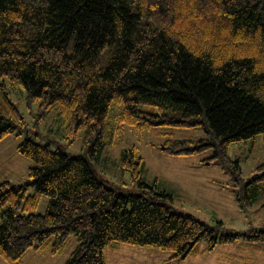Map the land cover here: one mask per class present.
Masks as SVG:
<instances>
[{"label": "trees", "instance_id": "obj_1", "mask_svg": "<svg viewBox=\"0 0 264 264\" xmlns=\"http://www.w3.org/2000/svg\"><path fill=\"white\" fill-rule=\"evenodd\" d=\"M9 85L39 103L40 117L55 111L66 137L84 130L89 158L29 137L18 145L34 164L23 183L0 180L6 262L22 264L31 249L57 254L72 236L64 264H106L112 243L155 247L172 259L202 242L212 250L241 238L264 250V229L221 232V221L175 209L171 193L145 181L136 147L123 152L122 167L137 192L109 185L91 161L125 124L201 129L207 138L168 139L162 148H212L207 163L264 133V0H0V141L23 122ZM234 162L238 200L251 205L264 190V163L244 181ZM44 195L46 212L34 213Z\"/></svg>", "mask_w": 264, "mask_h": 264}, {"label": "rangeland", "instance_id": "obj_2", "mask_svg": "<svg viewBox=\"0 0 264 264\" xmlns=\"http://www.w3.org/2000/svg\"><path fill=\"white\" fill-rule=\"evenodd\" d=\"M8 90L23 116V122L19 133L0 141V180L15 184L28 178V170L34 162L18 151V145L26 137L43 144L52 143L53 148L62 147L70 155L82 154L89 158L84 130L75 137H66L63 120L55 111L42 118L38 102L29 103L20 88L9 85ZM119 111L114 109L112 114ZM204 137L207 138L205 132L196 128L163 125L139 129L125 124L120 126L114 140L106 143L98 160L91 161L98 175L109 185L123 192H137V183L122 167L123 152L136 147L137 156L144 163L145 181L150 184L156 182L159 190L171 193L175 209L213 226H217L216 221H221V232L250 234L264 229V190L251 205L242 206L238 196L243 185L236 181L234 162L239 161V176L244 181L251 179L256 167L264 163V133L255 139L234 143L229 148V158H216L210 163L206 159L213 155L212 148L191 155L169 154L162 148L168 139L199 140ZM32 191L34 187L30 188ZM48 203L49 197L44 195L34 213H45ZM75 244L76 238L72 236L66 248L53 255L48 251L31 249L21 263L64 264ZM105 258L106 264H264V250L246 244L241 238L232 243H220L212 250L202 242L197 252L172 259L171 252L155 247L112 243L105 249ZM0 264L10 263L0 256Z\"/></svg>", "mask_w": 264, "mask_h": 264}, {"label": "crops", "instance_id": "obj_3", "mask_svg": "<svg viewBox=\"0 0 264 264\" xmlns=\"http://www.w3.org/2000/svg\"><path fill=\"white\" fill-rule=\"evenodd\" d=\"M33 250H34V249H33ZM29 251H30V250H29ZM29 251H28V252H29ZM35 251H36V250H35ZM37 251H41V250H37ZM42 251H43V252H46L47 250H42ZM28 252H27V253H28ZM48 252H49V251H48ZM48 252H47V253H48ZM49 253H50V252H49ZM50 254H51V253H50ZM26 255H27V254H26ZM26 255H25V256H26ZM51 255H52V254H51Z\"/></svg>", "mask_w": 264, "mask_h": 264}]
</instances>
